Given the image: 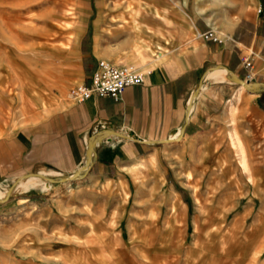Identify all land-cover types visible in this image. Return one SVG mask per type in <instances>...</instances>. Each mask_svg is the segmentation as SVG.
Segmentation results:
<instances>
[{
	"label": "rangeland",
	"instance_id": "obj_1",
	"mask_svg": "<svg viewBox=\"0 0 264 264\" xmlns=\"http://www.w3.org/2000/svg\"><path fill=\"white\" fill-rule=\"evenodd\" d=\"M179 1L184 43L193 35L185 32L195 19L191 2L204 13L209 0ZM170 4L0 0V136L37 121L50 102L74 101L78 45L82 54L126 34L163 36L155 29L169 27L173 12L169 24L153 13ZM145 19L153 26L133 28ZM36 78L48 82L42 101L23 90V81ZM226 125L189 138L175 133L156 145V155L119 164L116 177L113 170L87 176L90 153L68 177L28 174L22 180L35 186L0 187V264H264V125Z\"/></svg>",
	"mask_w": 264,
	"mask_h": 264
},
{
	"label": "crops",
	"instance_id": "obj_2",
	"mask_svg": "<svg viewBox=\"0 0 264 264\" xmlns=\"http://www.w3.org/2000/svg\"><path fill=\"white\" fill-rule=\"evenodd\" d=\"M178 1L162 11L155 8V19L167 24L173 12L169 27L155 29L163 36L141 31L131 39L126 34L108 46L91 43L82 54L78 45L74 81L79 84L88 83L99 59L132 60L147 73L142 83L125 87L115 99L50 102L37 121L0 136V187L15 188L28 174L68 177L85 164L88 153L87 176L108 177L113 170L116 177L119 164L156 155V145L175 133L189 138L236 119L243 128L264 125V0H209L204 13L195 12L191 2L188 14L195 19L189 18L185 32L193 35L184 43ZM139 24L153 26L145 19L133 28ZM209 28L220 42L200 36ZM244 59L251 63L252 80L261 84L258 89L241 84Z\"/></svg>",
	"mask_w": 264,
	"mask_h": 264
},
{
	"label": "built area",
	"instance_id": "obj_3",
	"mask_svg": "<svg viewBox=\"0 0 264 264\" xmlns=\"http://www.w3.org/2000/svg\"><path fill=\"white\" fill-rule=\"evenodd\" d=\"M200 36L203 39L220 42V38L210 28ZM242 65L243 68L248 69L241 79L247 90L259 86L258 82L252 80V75L249 72L250 61L244 59ZM146 73V70L140 69L134 63L115 65L99 59L89 75L88 83L78 84L70 89V98L74 101H81L90 96H108L115 99L125 87L142 83Z\"/></svg>",
	"mask_w": 264,
	"mask_h": 264
},
{
	"label": "bare ground",
	"instance_id": "obj_4",
	"mask_svg": "<svg viewBox=\"0 0 264 264\" xmlns=\"http://www.w3.org/2000/svg\"><path fill=\"white\" fill-rule=\"evenodd\" d=\"M165 12V11H164ZM70 13H68L67 15H69ZM135 21V20H134ZM136 22V21H135ZM70 39V38H69ZM105 61H107V60H105ZM108 62H110V63H112L111 61H108ZM222 71V70H221ZM219 74V73H218ZM217 74V75H218ZM43 79H41V78H36V79H33V83H32V81L31 82H28V81H23L22 82V84H23V90L25 91V92H28L32 97H34L37 101L38 100H44L45 99V97H44V95H43V90H44V86L43 85H48L47 83V81H42ZM25 93H23V95H22V98L23 99H26L27 98V96L25 97ZM30 101V100H29ZM31 102V101H30ZM177 134H175V136H176ZM236 143V142H235ZM235 143H234V145H235ZM237 147H239L238 146V144L236 145ZM239 149V148H238ZM240 154V153H239ZM241 155V154H240ZM241 158V157H240ZM242 159H243V157H242ZM241 160V159H240ZM242 161H244V160H242ZM245 162V161H244ZM241 164H242V170L243 171H246V166H245V164L243 163V162H241ZM40 181H42L43 182V187H44V189L45 188H47V185L45 184V182H47V180L46 179H44V178H40ZM39 181H36V182H32V181H30L29 179H26V180H24V181H22L21 183H20V185L18 186L19 188H23V189H28L29 187H31V186H35L37 183H38ZM3 196V193L2 192H0V197H2ZM77 257V256H76ZM74 259V258H73Z\"/></svg>",
	"mask_w": 264,
	"mask_h": 264
},
{
	"label": "water",
	"instance_id": "obj_5",
	"mask_svg": "<svg viewBox=\"0 0 264 264\" xmlns=\"http://www.w3.org/2000/svg\"><path fill=\"white\" fill-rule=\"evenodd\" d=\"M241 84L245 87V85L242 83V81H241ZM259 86H261V84H259ZM259 86H256V88H254V89H250V90H255V89H257ZM245 88H246V87H245ZM246 89H247V88H246ZM89 154H90V153H88V156H89ZM88 156H87V157H88Z\"/></svg>",
	"mask_w": 264,
	"mask_h": 264
}]
</instances>
